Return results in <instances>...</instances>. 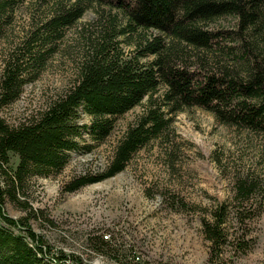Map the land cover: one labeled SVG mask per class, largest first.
<instances>
[{"label": "rangeland", "instance_id": "1", "mask_svg": "<svg viewBox=\"0 0 264 264\" xmlns=\"http://www.w3.org/2000/svg\"><path fill=\"white\" fill-rule=\"evenodd\" d=\"M70 6L65 0H0V79L13 51ZM125 25L117 11L89 7L52 46L54 54L41 77L0 118L10 126L26 123L70 91L79 78V62L107 32L114 35L113 46L122 58H133L134 41L117 36ZM233 28L235 22L226 19L214 29ZM188 52L191 66H199L194 71L213 69L211 59L202 65ZM163 95L161 88L156 107H163ZM147 101L118 118L103 144L85 140L94 147L91 154H72L61 175L33 182L20 198L26 205L6 200L8 218L29 222L53 255L75 257L82 264H210L204 223L214 222L215 213L226 209V242L213 263L264 264V135L222 125L203 110L170 115L162 109L171 126L134 156L123 173L68 192L76 180L107 175L119 144L146 114ZM90 122L82 115L81 125ZM10 159L16 170L19 158Z\"/></svg>", "mask_w": 264, "mask_h": 264}, {"label": "trees", "instance_id": "2", "mask_svg": "<svg viewBox=\"0 0 264 264\" xmlns=\"http://www.w3.org/2000/svg\"><path fill=\"white\" fill-rule=\"evenodd\" d=\"M55 1V0H54ZM64 1V0H56ZM38 33L10 55L0 79V113L15 105L27 85L35 83L54 54L52 46L89 7L117 11L126 22L117 33L134 41L135 56L123 59L105 33L90 56L79 62L76 85L26 123L10 126L0 118V264H82L75 257L53 255L29 222L13 221L5 211L15 206L33 182L63 173L72 154H91L114 132L116 120L142 107L146 114L118 146L104 178L85 177L71 185L74 194L123 173L134 156L171 126L170 115L200 109L222 125L264 135V0H65ZM231 19L235 29L217 30ZM111 32V29H110ZM117 32V31H116ZM112 34V33H111ZM213 69L194 71L191 53ZM154 59L143 64L145 59ZM164 90L163 107L155 96ZM82 115L91 119L81 125ZM83 144V145H82ZM19 158L16 170L10 156ZM226 209L204 223L212 258L225 245Z\"/></svg>", "mask_w": 264, "mask_h": 264}]
</instances>
